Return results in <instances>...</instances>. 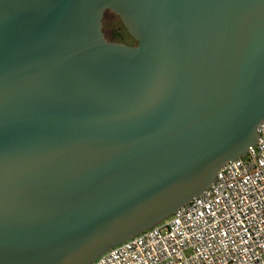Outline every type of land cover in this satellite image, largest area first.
Listing matches in <instances>:
<instances>
[{
	"label": "water",
	"instance_id": "obj_1",
	"mask_svg": "<svg viewBox=\"0 0 264 264\" xmlns=\"http://www.w3.org/2000/svg\"><path fill=\"white\" fill-rule=\"evenodd\" d=\"M261 123L264 0H0V264H91Z\"/></svg>",
	"mask_w": 264,
	"mask_h": 264
},
{
	"label": "built area",
	"instance_id": "obj_2",
	"mask_svg": "<svg viewBox=\"0 0 264 264\" xmlns=\"http://www.w3.org/2000/svg\"><path fill=\"white\" fill-rule=\"evenodd\" d=\"M257 134L207 190L91 264H264V123Z\"/></svg>",
	"mask_w": 264,
	"mask_h": 264
},
{
	"label": "rangeland",
	"instance_id": "obj_3",
	"mask_svg": "<svg viewBox=\"0 0 264 264\" xmlns=\"http://www.w3.org/2000/svg\"><path fill=\"white\" fill-rule=\"evenodd\" d=\"M109 24L112 25L111 30H113L114 32L117 33L118 41H116L114 39V37L111 35V33H110L111 30H109V31L107 30V25H109ZM102 32H103V34L107 40L108 39L110 40L111 38H113L117 43H122V44H125L128 46H132L130 44L131 38L127 34L126 29L123 27L120 19L118 17L110 14V13L105 14L103 19H102ZM111 42H113V41H111Z\"/></svg>",
	"mask_w": 264,
	"mask_h": 264
},
{
	"label": "flooded vegetation",
	"instance_id": "obj_4",
	"mask_svg": "<svg viewBox=\"0 0 264 264\" xmlns=\"http://www.w3.org/2000/svg\"><path fill=\"white\" fill-rule=\"evenodd\" d=\"M123 25V24H122ZM124 27V26H123ZM111 28H112V25L111 24H109V25H107V30L109 31V30H111ZM127 32V31H126ZM128 34V33H127ZM129 35V34H128ZM129 37H130V35H129ZM131 38V37H130ZM109 40V39H108ZM109 41H113V42H116L113 38H111ZM130 44L133 46V45H135L136 44V42H135V40L134 39H132L131 38V42H130Z\"/></svg>",
	"mask_w": 264,
	"mask_h": 264
},
{
	"label": "trees",
	"instance_id": "obj_5",
	"mask_svg": "<svg viewBox=\"0 0 264 264\" xmlns=\"http://www.w3.org/2000/svg\"><path fill=\"white\" fill-rule=\"evenodd\" d=\"M110 33H111V35L114 37V39H115L116 41H118V39H117V33L114 32L113 30H111ZM115 37H116V38H115Z\"/></svg>",
	"mask_w": 264,
	"mask_h": 264
}]
</instances>
